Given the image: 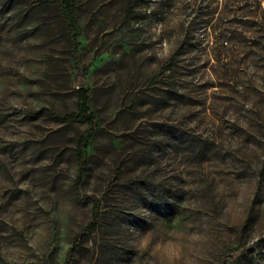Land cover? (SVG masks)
<instances>
[{"label": "rangeland", "instance_id": "obj_1", "mask_svg": "<svg viewBox=\"0 0 264 264\" xmlns=\"http://www.w3.org/2000/svg\"><path fill=\"white\" fill-rule=\"evenodd\" d=\"M49 2V3H46ZM0 0V264H264V0ZM95 131L79 172L75 112ZM78 177V179H77Z\"/></svg>", "mask_w": 264, "mask_h": 264}, {"label": "trees", "instance_id": "obj_2", "mask_svg": "<svg viewBox=\"0 0 264 264\" xmlns=\"http://www.w3.org/2000/svg\"><path fill=\"white\" fill-rule=\"evenodd\" d=\"M131 2H133V0H131ZM60 6L62 8V15L66 29V34L69 38V41L71 42V46L73 49V59L74 61H77L78 59L75 56V48H76V41L78 38V18H77V12H76L74 0H60ZM74 93L76 96L75 112L59 116L52 113L48 109L42 108L38 111L29 113L28 117L33 120H36L39 117H48L59 123H63V124L79 123L86 127V130L83 133V135L78 138L75 148V158L78 164V170L80 172L85 166L83 151L87 146L91 134L95 131L96 126H95V119L90 114L87 107L88 92L83 88H77ZM2 121H3V117L0 116V123H2ZM262 166L264 169V157H263ZM84 200H88L92 204L91 219L90 222L83 228V230L77 235H75L74 238L72 239L71 245L65 252L63 264H69L70 258L76 249L77 246L76 244L88 238L90 233L96 228L99 220L98 202L93 198H87V197H84ZM240 253H242V250L235 249L230 253L223 254L219 258L218 264H233L234 261L241 255Z\"/></svg>", "mask_w": 264, "mask_h": 264}]
</instances>
